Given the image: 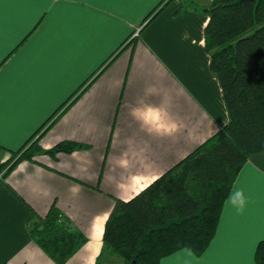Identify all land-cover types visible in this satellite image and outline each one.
<instances>
[{"label":"crops","instance_id":"1","mask_svg":"<svg viewBox=\"0 0 264 264\" xmlns=\"http://www.w3.org/2000/svg\"><path fill=\"white\" fill-rule=\"evenodd\" d=\"M160 1L50 0L6 25L0 40V164L80 89L39 144L44 151L61 141L84 148L23 160L0 181V264H55L28 232L32 219L43 218L52 206L85 237L66 264H114L102 241L114 201L133 198L228 123L204 49L208 16L176 15L179 0L81 88L144 27ZM262 174L264 154L251 156L223 204L208 247L200 256L178 250L183 255L176 259L212 258L221 222L231 225L247 213L258 214Z\"/></svg>","mask_w":264,"mask_h":264},{"label":"trees","instance_id":"2","mask_svg":"<svg viewBox=\"0 0 264 264\" xmlns=\"http://www.w3.org/2000/svg\"><path fill=\"white\" fill-rule=\"evenodd\" d=\"M174 1L161 0L137 36L133 32L81 88L85 90ZM179 1L176 15L194 11L208 16L204 49L229 121L133 198L114 201L102 236L103 249L125 264H159L161 258L181 249L200 256L215 235L223 204L241 168L251 156L264 154V0H210L205 6ZM80 90L0 164V181L23 160L33 161L41 154L55 158L84 148L61 141L44 151L39 144ZM28 232L55 264H66L85 242L55 206L43 218L34 217ZM262 256L264 244L259 246L258 260Z\"/></svg>","mask_w":264,"mask_h":264},{"label":"snow or ice","instance_id":"3","mask_svg":"<svg viewBox=\"0 0 264 264\" xmlns=\"http://www.w3.org/2000/svg\"><path fill=\"white\" fill-rule=\"evenodd\" d=\"M50 0H0V40L6 25L15 22L21 14L38 6H44ZM9 6L11 12L6 13ZM3 131V91L0 77V134ZM264 190V174L261 175ZM218 244L214 245L209 255L212 258L177 260L180 253H172L168 258L161 259L159 264H264V256L258 260V250L264 244V195L261 198L259 213H247L242 219L228 225H219Z\"/></svg>","mask_w":264,"mask_h":264},{"label":"rangeland","instance_id":"4","mask_svg":"<svg viewBox=\"0 0 264 264\" xmlns=\"http://www.w3.org/2000/svg\"><path fill=\"white\" fill-rule=\"evenodd\" d=\"M192 1H193V3L200 2V4L205 6V5H207L209 3L210 0H192ZM109 257L110 258L114 257V258H112V259H115L114 262H113L114 264H125L124 261L120 257H117L115 255H110Z\"/></svg>","mask_w":264,"mask_h":264},{"label":"built area","instance_id":"5","mask_svg":"<svg viewBox=\"0 0 264 264\" xmlns=\"http://www.w3.org/2000/svg\"><path fill=\"white\" fill-rule=\"evenodd\" d=\"M139 31H136L134 34H133V37H136L137 34H138Z\"/></svg>","mask_w":264,"mask_h":264}]
</instances>
